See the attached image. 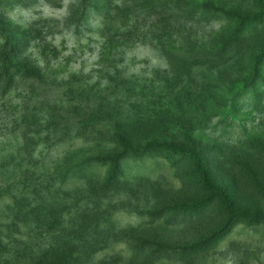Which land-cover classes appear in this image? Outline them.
I'll list each match as a JSON object with an SVG mask.
<instances>
[{
	"label": "rangeland",
	"instance_id": "374dc122",
	"mask_svg": "<svg viewBox=\"0 0 264 264\" xmlns=\"http://www.w3.org/2000/svg\"><path fill=\"white\" fill-rule=\"evenodd\" d=\"M0 27V264H264V0H0Z\"/></svg>",
	"mask_w": 264,
	"mask_h": 264
},
{
	"label": "trees",
	"instance_id": "16d2710c",
	"mask_svg": "<svg viewBox=\"0 0 264 264\" xmlns=\"http://www.w3.org/2000/svg\"><path fill=\"white\" fill-rule=\"evenodd\" d=\"M83 8H84V11H83V14L81 15V18L83 17V16H85V14H86V9L88 8V5H86V2L85 1H83ZM81 18H80V20H81ZM1 28V27H0ZM1 34H2V36H1ZM0 34V37H3L4 39H6V38H8V37H10V36H8L7 35V37L3 34V33H1ZM5 36V37H4ZM102 55H103V53H102ZM4 59V62H6V64L5 65H9V64H12L13 62H10L9 61V57H8V61H7V57H4L3 58ZM12 66H13V64H12ZM19 73H21V71L20 70H18V71H15V72H13L12 74H11V76L10 75H8V71H5V70H1V72H0V78H1V76H5L4 78H8V76H9V79H8V83H7V85L8 84H12L13 82H14V78H15V75L16 74H19ZM111 80V79H110ZM50 115H51V113H50Z\"/></svg>",
	"mask_w": 264,
	"mask_h": 264
}]
</instances>
